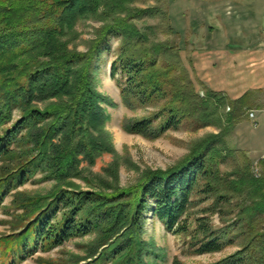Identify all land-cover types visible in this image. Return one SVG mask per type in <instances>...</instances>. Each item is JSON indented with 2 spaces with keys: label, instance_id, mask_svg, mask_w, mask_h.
<instances>
[{
  "label": "trees",
  "instance_id": "trees-1",
  "mask_svg": "<svg viewBox=\"0 0 264 264\" xmlns=\"http://www.w3.org/2000/svg\"><path fill=\"white\" fill-rule=\"evenodd\" d=\"M78 1L0 0V48L12 45L28 53L48 47L69 29L64 16L79 5ZM112 38H122L111 77L122 79L124 103L133 109L162 105L149 118L124 122L126 132L157 139L178 130L189 119L206 127L215 121L219 105L228 101L207 89L206 98H201L181 66L165 62L146 34L134 32L127 20H117L105 28L90 54L53 50L38 56L45 63L31 66L28 72H24L25 67H15L13 75L6 78L0 70V207L15 191L13 205L22 212L11 223V234L0 238V264H17L38 251L50 252L96 232L101 233V247H108L87 264H142L141 223L150 209L166 232L190 235V248L198 256L221 253L242 238L238 252L213 264H264V176L261 180L252 176L247 155L231 150L223 133L211 136L168 172H150L137 185L112 194L61 189L40 206V198L18 191L40 173L50 171L57 176V168L67 171L65 164L73 163L71 154L63 153L62 142L49 138L50 130L36 137L31 150L24 149L28 141L21 138L22 133L54 119L55 133L60 126L72 125V134L86 130L85 125L95 116L88 113L94 103L90 71L102 52L111 51ZM75 75L76 93L71 104L44 113L34 108L40 94L54 87L69 88ZM231 105L234 115L230 125L235 128L246 106L243 99ZM16 109L20 117L13 122ZM229 159H239L240 165L223 173L221 166ZM199 197L202 202L212 200L204 215L217 214L222 223L232 215V223L215 229L210 216H203L190 233L188 215L200 203L195 200ZM122 230L125 232L120 235Z\"/></svg>",
  "mask_w": 264,
  "mask_h": 264
},
{
  "label": "rangeland",
  "instance_id": "rangeland-1",
  "mask_svg": "<svg viewBox=\"0 0 264 264\" xmlns=\"http://www.w3.org/2000/svg\"><path fill=\"white\" fill-rule=\"evenodd\" d=\"M78 4L73 11L64 16L69 29L54 41H50L48 47L22 53L12 45H3L0 48V58L3 60L0 70L5 71L3 76L11 77L15 67H25L24 72H28L31 66L45 63V59H38V56L45 52L50 54L54 50L90 54L105 28L114 25L117 20H127L134 32L146 34L149 43L157 48L165 62L178 63L194 83L199 96L206 98V89L192 79L185 42L183 39L180 40L173 28L169 12L170 0H79ZM121 39L112 38L111 51L102 52L92 65L90 78L94 103L93 110L88 113L95 116L92 122L85 125V131L81 133L76 131L72 134L71 125L65 128L60 126L59 131L55 133L54 119L35 125L22 133L21 138L28 141L24 149L31 150L36 137L44 136L50 130L49 138H55L56 142L57 139L60 140L65 148L63 153L66 156L71 154L73 160L71 165L65 164L68 166L67 171L62 167L56 169L57 176L51 175L50 171L40 173L34 181L19 188L20 193L40 198L44 202L40 206L50 201L61 189L77 193L112 194L137 185L150 172H168L175 168L196 147H202L211 136L223 133V141L229 148L241 151L237 148L235 140L237 126L233 128L230 125L234 110L229 100L219 105L217 117L213 118L215 121L211 119L212 124L206 127H201V122L189 119L185 120L178 130L169 131L157 139L126 132L123 129L124 122L130 124L149 118L159 111L162 105L133 109L124 103L121 96L123 81L120 77L117 80L111 77L112 62L121 47ZM76 79L75 75L67 89L60 90L54 87L40 94L33 102L34 108L44 113L71 104L76 93ZM243 115L245 120L250 119L248 111ZM19 117L20 111L16 109L13 113V122ZM256 120L259 122L257 126H254L250 119L247 128L250 130L259 128V132L264 136V121ZM86 146L89 147L88 150ZM238 160L229 159L221 166L222 172H233L236 165H240L241 161ZM255 162L257 160H250V172L256 180H261L264 176V164L260 165L257 177L253 171ZM14 193L15 191L0 207V238L11 234V223L22 213L13 205ZM195 200L198 202L201 197ZM210 206L212 200L200 201L191 209L188 215L190 233L194 231L198 218L210 216L203 214ZM210 220L215 229H220L224 228L225 224H231L233 216L226 218V223H222L217 214L210 216ZM141 227L142 264H175L176 261L180 264H213L234 255L243 243L242 238L237 239L234 245L221 253L198 256L190 248L191 236H176L166 232L162 224L153 218L151 209L143 218ZM124 232L125 230H122L120 235ZM238 232L239 230L236 231ZM236 233L234 232V236ZM101 242V233L96 232L84 238L74 239L50 252L38 251L17 264H87L97 259L108 247V245L101 247Z\"/></svg>",
  "mask_w": 264,
  "mask_h": 264
},
{
  "label": "crops",
  "instance_id": "crops-1",
  "mask_svg": "<svg viewBox=\"0 0 264 264\" xmlns=\"http://www.w3.org/2000/svg\"><path fill=\"white\" fill-rule=\"evenodd\" d=\"M169 12L193 81L231 103L243 99L255 122L264 121V0H170ZM244 118L235 129L236 146L258 161L264 136Z\"/></svg>",
  "mask_w": 264,
  "mask_h": 264
},
{
  "label": "built area",
  "instance_id": "built-area-1",
  "mask_svg": "<svg viewBox=\"0 0 264 264\" xmlns=\"http://www.w3.org/2000/svg\"><path fill=\"white\" fill-rule=\"evenodd\" d=\"M230 111V109H228ZM249 118L253 121V125L257 126V123L255 122L256 114L255 112H250L249 113ZM264 164V154L261 156V158L254 163L253 165V171L255 175L258 177L259 176V171H260V165Z\"/></svg>",
  "mask_w": 264,
  "mask_h": 264
}]
</instances>
